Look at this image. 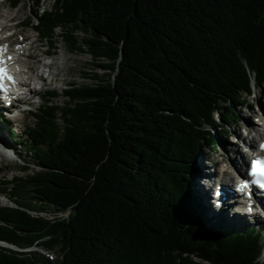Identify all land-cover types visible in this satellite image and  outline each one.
<instances>
[{"label":"trees","instance_id":"16d2710c","mask_svg":"<svg viewBox=\"0 0 264 264\" xmlns=\"http://www.w3.org/2000/svg\"><path fill=\"white\" fill-rule=\"evenodd\" d=\"M45 1L28 0L42 39L59 29L102 73L66 85L65 107L50 93L22 143L40 170L0 183V241L60 257L0 264H264L261 231L209 226L189 179L228 136L217 115L245 123L235 107L264 87V0Z\"/></svg>","mask_w":264,"mask_h":264},{"label":"rangeland","instance_id":"374dc122","mask_svg":"<svg viewBox=\"0 0 264 264\" xmlns=\"http://www.w3.org/2000/svg\"><path fill=\"white\" fill-rule=\"evenodd\" d=\"M9 0H0V24L7 22L6 25H9V33L2 35L1 37L14 35V39L21 43L22 39L25 37L30 38V43H34V50L29 51L39 56L38 59L31 60L33 62L34 68L37 71H41L40 66L42 61L46 62V59L42 57L43 51L46 50L49 42L40 38L39 34L33 29V25H35L36 12L35 6H31L28 3V0H24V2L17 8L9 7ZM54 5L53 0H46L42 5V11L45 9L48 13L52 11ZM4 17H7L5 19ZM11 19L12 22L8 23ZM27 26L23 24L18 25V23L25 22ZM60 30H56L55 38L52 40V43L57 47V58L54 59L57 65L53 66L51 72L57 73L58 75L54 77V81L46 82V88L50 90H54L56 92L58 98L55 99V103L60 107H65L66 102H69V97L65 96L66 85L69 83H77L78 85H93L95 83L96 75H98L100 70L96 68L97 61L92 60V56L88 53L82 54L79 52H75L71 49L70 45H66L61 38H59ZM28 44V45H29ZM23 61L27 60V57H23ZM51 92V91H50ZM246 106L243 109L242 106H237L236 110L243 117L245 123L241 122L240 124H227L223 120L220 119V126L225 128L228 133V137H225V134L222 133L221 129L216 132L217 135V143L220 146L217 150L210 146H205L203 151L196 157L194 162L192 163V171L191 175L194 174V169L199 170V163L201 158H203V168L207 173L215 172L218 168L221 169H229V174L232 175V171H230V167L232 163L235 162L236 157L231 154V151L238 152V147H236V143L234 140H231L232 134H240V126L246 127L249 126L251 129L255 128V130H261L260 124L264 123V87L260 89L254 90L253 94L250 97L246 98ZM57 122L58 124H62L61 112L57 114ZM13 126L15 127V136L21 137L20 141H24L27 137L26 129H30L31 127H35V118L31 115L20 116L18 121H14ZM246 124V125H245ZM10 123H8L7 118L0 120V143H7L10 145L8 148L13 152V149H19V146H16L13 135H11L12 131L10 130ZM25 130V132H24ZM255 134V133H253ZM3 138V141L2 139ZM234 138V137H233ZM6 145V144H5ZM16 151V150H15ZM22 154L18 156V153L11 154L9 159H6L3 155L0 154V183L3 181H12L14 178H25L28 175H32L33 172H37L40 169L32 166H27V163H34V159L31 157V154L26 149V146L21 149ZM11 160V161H9ZM29 169H25V168ZM203 180H201L202 183ZM193 182V181H192ZM35 203V202H34ZM10 204L8 198H0V207L7 206ZM213 205V203H212ZM214 206V205H213ZM215 207V206H214ZM229 209L230 218H232V209ZM54 212V211H53ZM47 217L50 219L55 218L54 213H47ZM211 215V213H209ZM44 216V214H43ZM212 217V215H211ZM226 223H230L228 217L224 218ZM211 221H209V224ZM211 225V224H210ZM263 239V238H262ZM263 241V240H262ZM36 250V248H34ZM41 250V248H37ZM44 249V248H42ZM47 254H50L53 258H59L60 253L56 250L49 251L44 249ZM51 259V258H50Z\"/></svg>","mask_w":264,"mask_h":264},{"label":"bare ground","instance_id":"6f19581e","mask_svg":"<svg viewBox=\"0 0 264 264\" xmlns=\"http://www.w3.org/2000/svg\"><path fill=\"white\" fill-rule=\"evenodd\" d=\"M4 18L7 19V17H4ZM11 22H12V20L10 19L8 23H11ZM8 28H9V25L3 26V31L8 30ZM12 38L13 37H11L9 39H12ZM27 58H28L27 62L25 61V63L28 65L27 68H28V70H30L31 73H33L35 75V71H36L35 69L36 68H34V66L32 64H33L34 60L39 58V56L38 55L35 56V54L33 55V53H30ZM32 59H33V62L31 63ZM55 65H57V63H52V66H55ZM51 74L53 76V79H54V77H56L58 75L57 73H51ZM252 129L255 130V128H252ZM0 137H1V135H0ZM252 142H254V138L252 139ZM240 167H242V165ZM215 174H216V176H211V173H207V171H205V169L203 168V158H201L200 163H199V170L195 174V176L193 177V181H194V183L198 182L199 187L196 186V189L198 191H200L199 195L202 199L201 204H202L203 209L207 213V218L213 224L218 222L219 219L224 220V222H226L224 219L225 217H228L229 221H232V222H242V219L236 218L234 215L232 216V218H230V215H229V209H231V207H233L234 209L237 210V206L231 205V204L226 203V202L222 203L220 206H217V207H214L212 205L213 194H214V192L212 191V187L214 185V184H212L213 183L212 180H215L214 181L215 183L221 184V191H223L224 194L219 196V197L215 196L214 198H216L217 201H222V202H223L224 197L229 196L227 186L230 185V182L232 181L231 178L227 177V173L225 172V170L223 168L221 169V167L216 170ZM212 177H215V179H213ZM201 180H203L202 183H201ZM203 185L205 187H203ZM233 210H232V212H233ZM209 213H211V215H212L211 219L208 215ZM233 213H235V212H233ZM67 215L68 214H66V216ZM229 225H233V223H231ZM227 229H228L227 227L224 228V230H226V231H227Z\"/></svg>","mask_w":264,"mask_h":264},{"label":"snow or ice","instance_id":"6c2138e0","mask_svg":"<svg viewBox=\"0 0 264 264\" xmlns=\"http://www.w3.org/2000/svg\"><path fill=\"white\" fill-rule=\"evenodd\" d=\"M9 59H11V57H9ZM3 73L6 79H12V77L7 75L6 69L3 70ZM262 147H264V145H262ZM250 175L254 177H261L262 182H260L259 187L264 188V159H258V160L253 161L252 167L250 170ZM248 188H249V184L247 182H244L240 190L243 191Z\"/></svg>","mask_w":264,"mask_h":264},{"label":"water","instance_id":"95a60500","mask_svg":"<svg viewBox=\"0 0 264 264\" xmlns=\"http://www.w3.org/2000/svg\"><path fill=\"white\" fill-rule=\"evenodd\" d=\"M198 260V259H197Z\"/></svg>","mask_w":264,"mask_h":264}]
</instances>
